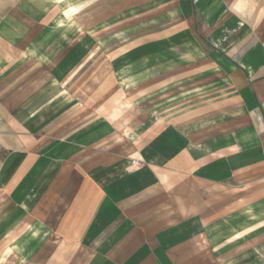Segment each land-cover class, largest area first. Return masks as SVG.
I'll return each mask as SVG.
<instances>
[{"label":"crops","instance_id":"obj_1","mask_svg":"<svg viewBox=\"0 0 264 264\" xmlns=\"http://www.w3.org/2000/svg\"><path fill=\"white\" fill-rule=\"evenodd\" d=\"M174 6L227 63L220 90L173 86L204 97L134 130L62 82L1 99L0 264H264V0Z\"/></svg>","mask_w":264,"mask_h":264},{"label":"rangeland","instance_id":"obj_2","mask_svg":"<svg viewBox=\"0 0 264 264\" xmlns=\"http://www.w3.org/2000/svg\"><path fill=\"white\" fill-rule=\"evenodd\" d=\"M174 1L0 0L1 105L7 109L30 90H54L62 82L63 90H74L85 103L98 99L103 118L126 112L134 130L143 106L158 120L177 102L204 97L172 92L173 86L192 82L195 90H220L227 63ZM6 130L0 128V137ZM148 144L149 152L132 149L115 166V177L150 169L155 144Z\"/></svg>","mask_w":264,"mask_h":264}]
</instances>
